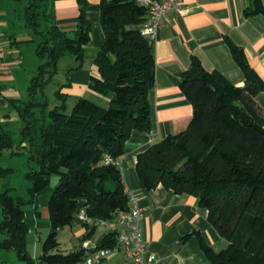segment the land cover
<instances>
[{
	"label": "trees",
	"instance_id": "obj_1",
	"mask_svg": "<svg viewBox=\"0 0 264 264\" xmlns=\"http://www.w3.org/2000/svg\"><path fill=\"white\" fill-rule=\"evenodd\" d=\"M49 1L29 0L26 7V24L42 39L37 56L46 62L31 81L29 100L12 102L23 125L18 147L0 118V159L6 151H26L29 162L38 166L26 175L28 200L11 195L13 170L0 168V249L15 251L24 264H36L27 250L23 208L57 176L48 205L51 229L40 259L46 264H76L86 255L84 250L60 253L58 235L77 219L80 203L88 216L107 221L130 209L119 164L132 134L152 130L149 93L155 86V59L151 40L141 33L147 10L133 0H101L105 38L94 61L98 76L91 77L89 88L109 97V106L81 98L67 113V96L60 89L55 93L58 104L51 108L45 89L62 58L83 61L92 24L85 14L87 0H77L81 13L76 30L63 31L47 11ZM259 14L264 15L262 0H251L245 16ZM227 45L245 85L235 86L219 73L207 72L193 57L180 84L193 106L189 126L141 153L136 171L147 191L163 186L176 195L193 196L209 212V222L227 243L215 252L199 237L211 264H264V81L242 49L230 41ZM116 243L112 232L100 247Z\"/></svg>",
	"mask_w": 264,
	"mask_h": 264
},
{
	"label": "crops",
	"instance_id": "obj_2",
	"mask_svg": "<svg viewBox=\"0 0 264 264\" xmlns=\"http://www.w3.org/2000/svg\"><path fill=\"white\" fill-rule=\"evenodd\" d=\"M183 2L185 13L169 14L168 21L160 26L156 37L151 40L155 59V86L149 93V102L152 120L150 133L155 137L154 142L180 134L189 126L193 106L184 96L180 84L182 73L190 68L193 57L201 62L207 72L219 73L233 85L242 87L245 85V75L233 59L227 45V41H230L244 51L249 64L264 81V15L245 16L251 0ZM100 3L101 0H87L85 14L92 29L84 48L83 61L80 63L68 56L58 64L56 76L62 75L58 90L62 89L66 94V106L67 109L70 107V111L81 98L103 107H108L110 103L109 97L89 88L91 77L98 76L94 61L105 38ZM262 3L264 5V0ZM80 9L77 0H50L47 4V11L54 17L56 24L69 33L76 30ZM13 23L9 13L0 9V107L4 109L12 107V102H22L16 98L18 89L15 71L23 66L24 60L21 54H14L13 45L28 41L16 38L12 41L10 29ZM5 117H0L3 122L8 121ZM150 133L134 132L126 143L125 157L119 164L126 190L137 196L138 205L144 211L142 232L148 250L155 255L156 264H211L203 252L199 237L215 252L224 249L227 243L209 222V212L193 196L176 195L163 186L147 191L140 183L136 164L138 156L154 143L150 142ZM52 193L53 188L47 187L30 204L32 209L25 211V223L29 229L27 249L36 264H46L40 257L43 254L42 239L51 229L48 205ZM83 209L84 203L81 202L77 214ZM2 220L0 208V222ZM39 231H45V234ZM61 233L66 234L65 239ZM106 235L103 228L87 229L75 219L60 230L58 251L63 254L80 252L84 241L98 248ZM30 239L35 241L30 243ZM0 264L24 263L20 262L15 251L0 249ZM104 264L131 263L122 255L114 254Z\"/></svg>",
	"mask_w": 264,
	"mask_h": 264
},
{
	"label": "rangeland",
	"instance_id": "obj_3",
	"mask_svg": "<svg viewBox=\"0 0 264 264\" xmlns=\"http://www.w3.org/2000/svg\"><path fill=\"white\" fill-rule=\"evenodd\" d=\"M28 1L29 0H0V9L8 12L11 18H13L14 23L10 29L12 41H14L15 38L19 41H28L27 43L13 45L14 54H21L24 60L23 66L18 67L15 71V84L18 89V96H16V98H18L22 102L29 100V88L32 83L31 81L35 76H37L38 67L46 62V60L40 59L36 53L37 46L42 40L41 37H34V31L31 28L27 27L25 22V8ZM61 80L62 75L60 73L59 76L54 77L52 82L45 89L44 94L49 101L51 108L58 104V101L55 97V92L59 89V83ZM20 103L21 102L17 104ZM69 108L70 107H68L67 109V113L70 112ZM4 115L6 116L5 119L8 120L4 121L6 130L11 133L15 146L18 147L21 140L20 131L23 126L21 120L19 119V115L13 106L9 109L0 107V117H3ZM0 168H10L13 170L9 181L10 188L13 189L11 191V195L13 197H24L28 200V190L30 188V184L26 181V175L30 172V170L38 168L36 162H29V154L26 151H23V153L19 155H12L11 151H6L0 159ZM58 180L59 178L57 176L51 177V183L49 187L53 188V193L59 182ZM108 187L110 189L114 188L112 184H109ZM29 208H31V205L24 206V212ZM39 232L45 234V231ZM49 233L50 230L48 231L47 236L43 237L42 245L47 239ZM61 235L63 234L61 233ZM63 237L65 239L66 234H64L62 238ZM29 241L30 243H32L35 240L30 239Z\"/></svg>",
	"mask_w": 264,
	"mask_h": 264
},
{
	"label": "built area",
	"instance_id": "obj_4",
	"mask_svg": "<svg viewBox=\"0 0 264 264\" xmlns=\"http://www.w3.org/2000/svg\"><path fill=\"white\" fill-rule=\"evenodd\" d=\"M136 4L147 10L148 20L141 26L143 36L153 40L160 26L168 21L169 14L182 15L186 11L183 0H133ZM150 142L155 141L153 133H150ZM107 163H113L107 158ZM130 209L127 212H120L112 221L88 216L83 209L77 219L87 229L96 227L103 228L107 235L116 233L117 243L113 247H91L89 241L82 243V249L86 255L76 264H104L105 260L114 254H120L131 264H156L155 255L148 250L143 237L142 221L144 211L138 205V198L132 192L127 191Z\"/></svg>",
	"mask_w": 264,
	"mask_h": 264
}]
</instances>
